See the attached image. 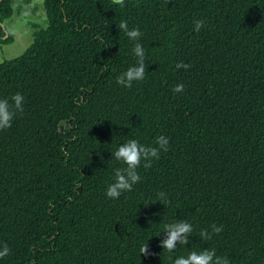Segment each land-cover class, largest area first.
<instances>
[{"label":"trees","instance_id":"16d2710c","mask_svg":"<svg viewBox=\"0 0 264 264\" xmlns=\"http://www.w3.org/2000/svg\"><path fill=\"white\" fill-rule=\"evenodd\" d=\"M15 2L0 0V44L13 39L4 22ZM43 3L48 25L0 63V99L24 96L0 131V245L11 249L0 264H173L204 248L264 264V0ZM121 20L145 49V78L131 88L116 82L137 62ZM161 135L169 150L108 198L126 167L112 152ZM179 220L193 232L169 252L164 225ZM213 223L223 231L201 239ZM144 242L153 255L140 254Z\"/></svg>","mask_w":264,"mask_h":264},{"label":"clouds","instance_id":"9594fccd","mask_svg":"<svg viewBox=\"0 0 264 264\" xmlns=\"http://www.w3.org/2000/svg\"><path fill=\"white\" fill-rule=\"evenodd\" d=\"M114 5L124 7V0H112ZM204 21L195 20L193 31L199 33L204 27ZM118 29L123 31L130 41H134L132 51L137 58L136 65L129 67L126 71L121 73L116 82L125 88H131L134 81H142L145 78L146 64H145V49L139 38L142 32L138 27L129 29L128 22L121 20ZM176 69L187 70L190 65L184 62L177 63ZM173 93H181L184 91L183 84H177L172 88ZM24 96L19 92L13 94L9 99H0V131L11 127L12 121L17 113L24 111ZM156 146H146L141 144L137 139H128L123 144L112 152V157L122 162L126 167L114 169V182L109 184L106 189V196L111 199H118L123 192L132 191L133 185L141 180V176L137 169L143 167L145 169L151 168L153 160L160 158L161 151L167 152L169 150V139L163 135L156 138ZM157 201L167 204L168 200L164 192H159ZM211 232L207 229L200 231L201 239L207 241L212 238V234H220L223 231V225L217 226L213 223ZM165 238L161 240L160 246L169 252L175 251L177 244L186 245L189 243V237L193 232V226L186 220H179L174 223L164 225ZM140 254L145 256L153 255L149 252L148 243L144 242L140 246ZM11 252L7 243L0 245V259L8 256ZM173 264H230L227 256L217 255L215 248H204L200 251H190L187 256H178L173 260Z\"/></svg>","mask_w":264,"mask_h":264},{"label":"rangeland","instance_id":"374dc122","mask_svg":"<svg viewBox=\"0 0 264 264\" xmlns=\"http://www.w3.org/2000/svg\"><path fill=\"white\" fill-rule=\"evenodd\" d=\"M4 25L13 39L0 44V63L20 56L33 43L36 27L48 25L43 0H16L15 13L5 20Z\"/></svg>","mask_w":264,"mask_h":264}]
</instances>
